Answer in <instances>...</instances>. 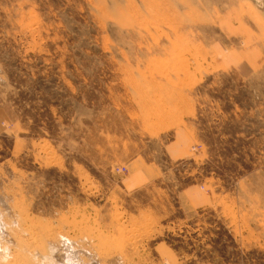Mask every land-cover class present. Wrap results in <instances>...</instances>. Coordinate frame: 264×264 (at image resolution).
<instances>
[{
  "label": "rangeland",
  "instance_id": "obj_1",
  "mask_svg": "<svg viewBox=\"0 0 264 264\" xmlns=\"http://www.w3.org/2000/svg\"><path fill=\"white\" fill-rule=\"evenodd\" d=\"M0 264H264V0H0Z\"/></svg>",
  "mask_w": 264,
  "mask_h": 264
},
{
  "label": "crops",
  "instance_id": "obj_2",
  "mask_svg": "<svg viewBox=\"0 0 264 264\" xmlns=\"http://www.w3.org/2000/svg\"><path fill=\"white\" fill-rule=\"evenodd\" d=\"M257 66H258V62L256 60L253 63L245 64L242 67L247 68V69H253V67H257ZM132 176H133L132 178L130 177L127 180V183H129V186L131 188H133L132 186L134 185L135 182L143 180L142 182L144 183L145 180L147 179V175L144 172H141V173H138V174H134ZM148 179H147V181H148Z\"/></svg>",
  "mask_w": 264,
  "mask_h": 264
}]
</instances>
